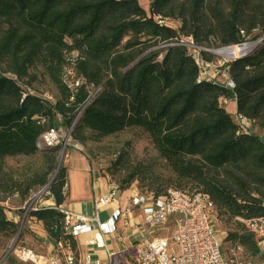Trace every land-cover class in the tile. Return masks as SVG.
<instances>
[{"label":"trees","instance_id":"1","mask_svg":"<svg viewBox=\"0 0 264 264\" xmlns=\"http://www.w3.org/2000/svg\"><path fill=\"white\" fill-rule=\"evenodd\" d=\"M148 5L145 10L139 0H0V233L9 239L17 227L1 203L11 195L22 203L49 183L55 204L65 203L67 168L57 164L59 146H35L43 132L65 128L84 144L85 132L100 139L137 128L169 174L122 152L111 166L117 189L136 182L140 192L155 198L171 187L208 194L215 216L236 224L222 240L260 264L264 250L243 220L264 216V42L228 65L236 111L254 120L248 134H237L223 106L231 92L197 83L198 67L175 43L191 37L210 48L256 39L264 34V0H149ZM155 16L169 22L161 26ZM37 66L57 90L53 101L32 86ZM66 67L81 81L73 89L63 81ZM20 155L41 162L25 181L4 169L6 157ZM28 216L41 223L51 244L69 241L79 259L78 242L65 232L62 213L44 208Z\"/></svg>","mask_w":264,"mask_h":264},{"label":"built area","instance_id":"2","mask_svg":"<svg viewBox=\"0 0 264 264\" xmlns=\"http://www.w3.org/2000/svg\"><path fill=\"white\" fill-rule=\"evenodd\" d=\"M154 19L161 26L169 22L168 18L162 16H155ZM240 32L245 38L243 31ZM263 42L264 34L253 40L245 38L242 42L220 47L199 46L191 37L175 44L183 46L198 67L197 83L212 82L231 92V95L222 99L223 105H226L230 101L236 103V95L233 92L235 83L228 72L229 63L252 53ZM205 55L210 56V59ZM5 76L17 79L12 73L7 72ZM63 81L71 89L81 83L72 67L64 69ZM100 89L97 87L90 91L76 118L80 116L84 107L93 101ZM26 90L29 93L33 92L28 87ZM25 95L24 93L23 97ZM43 97L53 101L51 95ZM233 114L238 126L237 134L241 132L248 134L254 120L237 113L236 109ZM75 121L76 119L72 125ZM262 138L264 142V136ZM66 143L62 129L52 128L37 138L35 146L42 150L62 144L61 147L64 149ZM62 191L67 195V184ZM118 192L117 187L111 184L105 193L97 195L93 201L94 212L91 216L73 212L64 205L57 206L50 194L49 183L32 192L23 205L24 216L30 211L44 208L58 210L63 214L65 232L76 241L80 236L88 235L85 243L97 249H104L105 260L93 258L89 253L82 255L80 253L77 260L69 241L56 242L47 255L36 254L28 248H23L18 252V257L23 262L33 264H113L116 253L106 248V242L109 236L113 237L118 228L122 227L130 229L131 234L138 235L130 248L133 255L129 253L126 256L128 260L131 256L134 257L130 264H241L236 258V252L241 249L239 246L231 248L229 256L223 251L222 238L213 225L215 210L208 194L171 187L164 195L155 198L134 188L128 196L129 206L122 209L117 205L107 218L102 219L99 211L117 203ZM134 210L136 214L133 213ZM170 217L173 218V222L169 235L155 233V230L160 229ZM243 221L264 249V216L251 217ZM2 261L0 259V264Z\"/></svg>","mask_w":264,"mask_h":264},{"label":"rangeland","instance_id":"3","mask_svg":"<svg viewBox=\"0 0 264 264\" xmlns=\"http://www.w3.org/2000/svg\"><path fill=\"white\" fill-rule=\"evenodd\" d=\"M139 2L145 10H148L149 0H139ZM172 24L173 26H177L179 23L174 20ZM35 74L36 78L32 81L34 89L39 94L45 96L51 95L54 97V95L57 94V90L44 76L40 66L36 67ZM230 103L231 101L223 106L229 113L232 114L233 120L235 121L233 114L234 111L232 110ZM62 133H65V141L68 137L69 140L67 141L64 149L61 147L62 144L59 145L57 164L63 165L66 168L68 161L71 165L77 166L76 161L83 159L85 164L88 163V168L91 169L92 174H95L96 176L104 175L110 184L116 185L117 181L115 175L112 173L114 170L113 168L111 169V166L114 164L118 154L123 152L128 153L132 162H152L156 164V170L158 172H161L164 176L169 174L167 166H165L163 159L158 157V154L150 142L147 134L140 129L127 128L121 133L100 139L85 132L84 136L86 137V140L84 144L74 141L71 138L70 133L68 134V130H65V128H62ZM260 134L263 137L264 130H261ZM78 144L80 147L77 146ZM40 163L41 162L38 160L37 156L27 157L20 155L16 157H6L4 159V169L8 171L14 179H23L25 181L27 178L32 176L33 172L40 168ZM79 181L80 177L73 174L70 184L73 185L72 187L78 186V183H80ZM137 187V183H133V185L128 189V192H130V190L132 191L134 188L140 191L141 188ZM2 198L3 197L0 196V199ZM24 202L21 203L16 194L9 196L6 200L1 202L5 208L7 217L17 223L15 233L11 238L8 239L0 233V259L3 260L2 264H33L31 262H23L18 257V252L23 248H28L36 254H48V246H50L49 239H47L46 235L45 237L41 235L42 232L45 233V231H43V227L40 222H38L35 218L28 216V214L24 216ZM101 217L104 218V216ZM172 222L173 218L170 217L166 223L160 227V229L155 230V233L165 236L169 235ZM240 222L243 223L242 221ZM213 225L222 239L226 237L228 230L233 231L236 226L234 221L227 222L226 218L223 216H215ZM120 233L122 238L127 234L126 231H121ZM135 237L138 238V235ZM111 242H115V244L118 243L113 240ZM233 247L234 246L231 242L222 240V248L226 256L230 255V249ZM80 252H85L83 246L80 247ZM123 252L124 251L119 252V254L114 257L113 264H130V260L132 261L134 257L131 256L130 260H128V258L123 255ZM132 252V250L129 251V253L133 255ZM236 258L241 264L259 263L257 259L254 261L250 260L251 257L242 248L236 252Z\"/></svg>","mask_w":264,"mask_h":264},{"label":"crops","instance_id":"4","mask_svg":"<svg viewBox=\"0 0 264 264\" xmlns=\"http://www.w3.org/2000/svg\"><path fill=\"white\" fill-rule=\"evenodd\" d=\"M230 104L232 106V110L234 111L236 109V103L231 102ZM76 163L77 166L71 165L69 161L67 164V195L64 206L73 212L81 213L86 216H91L94 212L93 201L95 197L97 195L105 193L111 184L107 181L104 175L96 176L95 174H92L91 169L88 168V163L85 164L83 159L77 160ZM73 174H76L78 175V177H80V183H78V186L74 187H72L73 185L70 184V180H72ZM128 191V189L123 191L119 190L117 195V203H113L106 209L100 210V217L104 216V218H107L110 215L112 209H114L117 205L120 206L122 209L129 206L128 196L130 195L131 190L130 192ZM133 213L136 214L135 210ZM121 231H126L127 233H125L126 236L123 238L120 233ZM130 231V229L126 230L122 227L118 228L117 233L113 237L109 236L107 238L106 248L115 252V256H117L121 251H124L123 255L125 257L129 255L130 248L133 245L134 240L136 239V235L133 233L130 234ZM41 235L45 237L46 234L42 232ZM88 237V235H82L77 239L79 245V253H81L80 247L83 246L85 250L84 253L91 254L93 258H100L101 260H105L106 254L104 249H97L93 246H88L85 243V240ZM112 240L118 243L115 244V242H111ZM52 246L53 244L50 243V246H48V252L52 249ZM84 253H81V255Z\"/></svg>","mask_w":264,"mask_h":264},{"label":"bare ground","instance_id":"5","mask_svg":"<svg viewBox=\"0 0 264 264\" xmlns=\"http://www.w3.org/2000/svg\"><path fill=\"white\" fill-rule=\"evenodd\" d=\"M68 140H69V137H68V138H66V141H68ZM77 146H78V147H80V145H79V144H78Z\"/></svg>","mask_w":264,"mask_h":264},{"label":"water","instance_id":"6","mask_svg":"<svg viewBox=\"0 0 264 264\" xmlns=\"http://www.w3.org/2000/svg\"><path fill=\"white\" fill-rule=\"evenodd\" d=\"M68 134H69V132H68ZM69 136V135H68ZM59 163H60V161H59ZM60 164H58V166H59Z\"/></svg>","mask_w":264,"mask_h":264}]
</instances>
